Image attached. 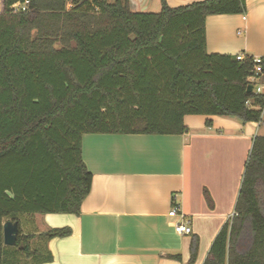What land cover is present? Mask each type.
<instances>
[{
    "label": "trees",
    "instance_id": "16d2710c",
    "mask_svg": "<svg viewBox=\"0 0 264 264\" xmlns=\"http://www.w3.org/2000/svg\"><path fill=\"white\" fill-rule=\"evenodd\" d=\"M159 2L137 12L129 0H0V264L50 261L35 238L70 235L24 232L20 217L79 215L92 179L82 134H182L185 115L260 121L252 56L205 48L206 17L242 14L245 0ZM7 220L18 224L13 246L3 244ZM197 251L193 236L190 263ZM202 264H264V136L252 139L234 214Z\"/></svg>",
    "mask_w": 264,
    "mask_h": 264
},
{
    "label": "crops",
    "instance_id": "0c3cea01",
    "mask_svg": "<svg viewBox=\"0 0 264 264\" xmlns=\"http://www.w3.org/2000/svg\"><path fill=\"white\" fill-rule=\"evenodd\" d=\"M158 1L129 0V7L158 12ZM194 1L199 0H166L170 7ZM245 7L242 14L206 17L208 53L264 54V0H245ZM183 123L182 134H82V159L92 179L79 215L28 218L41 222L37 232L66 226L71 233L34 245L43 252L40 258L49 252L50 261L22 264H202L234 214L252 139L264 136V107L259 122L185 115ZM174 206L188 222L189 234L174 231L180 220L168 216ZM193 236L198 251L190 263Z\"/></svg>",
    "mask_w": 264,
    "mask_h": 264
},
{
    "label": "built area",
    "instance_id": "2783aa9c",
    "mask_svg": "<svg viewBox=\"0 0 264 264\" xmlns=\"http://www.w3.org/2000/svg\"><path fill=\"white\" fill-rule=\"evenodd\" d=\"M26 4H27V1L24 2V4H22V5L14 6L13 11L14 12L24 11L26 9ZM243 57H244V54L236 55L237 60H241ZM262 58H264V54L262 56H252V59L254 62L253 69H252L253 74L249 77V80L254 83V85H252V87H253L255 93H258V94H264V82H260V78L264 75H263V73L260 69V65H259ZM178 210H179L178 207L174 206L168 212V216H171V217L178 216L180 219L173 224L174 231L180 235L189 234L191 232V229L188 226V222L184 220V216L182 213H180V212L178 213Z\"/></svg>",
    "mask_w": 264,
    "mask_h": 264
},
{
    "label": "water",
    "instance_id": "95a60500",
    "mask_svg": "<svg viewBox=\"0 0 264 264\" xmlns=\"http://www.w3.org/2000/svg\"><path fill=\"white\" fill-rule=\"evenodd\" d=\"M248 91L252 90V85L247 87ZM3 244L5 246H13L16 242V236L18 234L17 222L5 221L2 225Z\"/></svg>",
    "mask_w": 264,
    "mask_h": 264
},
{
    "label": "rangeland",
    "instance_id": "374dc122",
    "mask_svg": "<svg viewBox=\"0 0 264 264\" xmlns=\"http://www.w3.org/2000/svg\"><path fill=\"white\" fill-rule=\"evenodd\" d=\"M108 1H112V0H108ZM159 2V1H158ZM34 214L32 215H22L20 217V220H21V227L23 229V231H28L29 233H36L38 231L39 228V225H40V221H38L37 219V222L36 221H27L28 218H30V216H33ZM40 216V215H39ZM42 217H39V219H41ZM41 227V226H40ZM43 229L46 231L48 230L49 228H47L46 226L43 227ZM36 241L40 242V244H44L45 242H47L45 239H38V238H35ZM41 240H43L41 242ZM33 246V244H32ZM45 246V245H44ZM33 260H24V262H32ZM34 262V261H33ZM32 262V263H33ZM32 263H28V264H32Z\"/></svg>",
    "mask_w": 264,
    "mask_h": 264
}]
</instances>
